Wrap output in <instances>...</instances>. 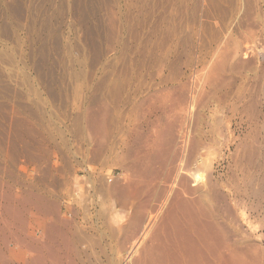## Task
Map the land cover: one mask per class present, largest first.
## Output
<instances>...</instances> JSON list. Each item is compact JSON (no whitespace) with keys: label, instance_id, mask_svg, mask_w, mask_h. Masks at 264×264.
I'll list each match as a JSON object with an SVG mask.
<instances>
[{"label":"rangeland","instance_id":"obj_1","mask_svg":"<svg viewBox=\"0 0 264 264\" xmlns=\"http://www.w3.org/2000/svg\"><path fill=\"white\" fill-rule=\"evenodd\" d=\"M183 1L184 3H182ZM251 1L182 0V4H178L175 0H0V183L2 184H0V202H4L5 193L9 189H14L17 193H20V189L27 187L35 188V190L38 188L41 193L55 191L54 194H56L57 203L60 206H85L87 209L82 213V219H102L107 223L106 238L109 259L107 257L108 260H102V264L104 262L106 264L107 262L108 264H137L138 262V264H146L149 261L146 256L147 249L142 247L151 246L152 238L149 237H153L154 232H159L160 228L162 230L161 222L167 215L173 201L181 193V185L179 184H187L186 186L190 187L194 183L191 178L187 179L192 183L187 182V180L181 181L183 177L181 174L189 166L197 173L198 193L202 195L205 206L210 208L208 211L211 215L214 213L219 228L226 234L229 240L227 242L231 246V253L234 250L235 255L239 258L236 257L235 260H238L235 264H242L241 260L243 257H245L242 260L243 264H264V0ZM218 9L220 10L218 11ZM160 27L162 30L156 38H153L151 31ZM218 32L219 35L217 34ZM154 43L159 44L160 47L153 48L155 46ZM140 48H143V50L141 51ZM145 48H152L155 52L158 49L167 52L165 63L153 65L151 61H154V55L146 58L144 55ZM143 55L148 62H146L147 66L138 68L135 65L144 60ZM215 57H217L216 61L214 60ZM129 66H132L130 68L136 67V70L138 68V72H143L141 74L142 77H140V82H142V85L144 84V87L142 86V95L144 96L142 97L137 96L134 91L137 81L133 80L127 85V80L124 79V74L122 73ZM207 71L210 72L208 73ZM120 72L121 78L118 77ZM204 78L206 81H204ZM100 80H103L102 83L105 86L102 88L100 83L101 88L95 91V97L97 98L91 99V85L95 82L98 83ZM119 80L124 83H120L121 87L118 85ZM220 80L224 82L221 83ZM110 81H112L114 86L110 85L109 88L116 87L113 91L107 88ZM133 83L134 86L132 87ZM179 86L182 88H179ZM118 88L121 90L125 89V93ZM167 90L168 93H171L170 102L175 104L167 101L164 104L166 105L165 108L160 111L161 108L156 105L159 102V97L157 96L158 101L155 104L156 100L154 99L156 97L154 98V96L161 95L162 92H167ZM126 91H131L130 93L132 94ZM171 91H175L176 95ZM151 93L156 94H153L154 96L150 98ZM182 93H184L185 97L188 95V101L193 96V101L197 102L192 111L188 112L185 109L187 107L185 105L183 108L186 112L180 111L185 102L181 103L182 105L178 104V106H175L177 105L178 96ZM116 95L122 98L121 101L118 97V99L115 97ZM148 95L149 98L147 97ZM123 97L127 98L128 101ZM173 97L177 100L173 99ZM137 98H139V101ZM140 99L145 100L143 103L147 102L149 105L145 103L143 106H147L137 109ZM151 99L154 101H151ZM115 100L120 102H115ZM103 101L105 104L108 103L107 107L110 106L108 109L106 107V110L110 109L112 112L106 111L108 134L105 137L107 142L104 140L105 143H103L107 148L106 150L103 149L105 146L102 144L103 148H101L102 146L97 143V138L95 139L91 135L88 125L89 114L87 116V113H90L93 107L95 108L92 111L96 110L95 112H97V108L99 111V104L105 105ZM198 103L201 104V106L199 105L200 108ZM169 105H173L170 106L173 110L175 106L176 111H178L177 107L181 105L178 111L179 114L171 110L172 108H169ZM113 106L115 109L112 108ZM135 107L137 108L134 111L133 108ZM153 107H157L159 110ZM109 112L110 114L108 115ZM114 112H116V116ZM80 115L82 118H80ZM165 116L170 117L165 118ZM177 117L180 118L178 119ZM219 117L220 120H218ZM149 119L151 123L147 121ZM27 120L29 121L27 122ZM78 120L81 121L79 122ZM116 120H119V124ZM113 121L114 125L112 124ZM173 122L177 123V126ZM163 129H166V132ZM172 129L173 131L170 132ZM133 130L134 134L132 133ZM167 130H169L168 134ZM164 132L165 134H163ZM149 133L150 135H148ZM173 133H175L174 136ZM165 136H168V138ZM199 139L201 143L198 142ZM171 140H174V143ZM28 141H30L29 145L31 144L30 146L33 147L32 150H35L31 152L36 154L38 151L37 156L34 154L36 156L34 161L27 157L26 147ZM138 142L139 144L137 145ZM197 142L198 144H196ZM145 143L149 147L153 143L154 145H151V147H155H150L152 151L150 153L153 156L151 157L150 155L148 158L153 159H149L153 162L149 161L153 166H150L152 175L150 174V178L148 176V181L142 179H147V177L137 176L139 171L135 170L136 163L133 158L130 160V158L126 159L125 156H122V154L125 155L124 146L129 145L127 147L130 149L132 147L139 149V147H148ZM156 143L157 145L160 144V146L157 147ZM97 145H100V149ZM110 145L113 146L111 149ZM173 145L176 146L174 147ZM112 150L114 153H112ZM177 153L179 154L176 155ZM157 154L163 156L159 157ZM148 158H145L146 162ZM164 159L168 163L166 160L164 162ZM188 159L192 160L189 161ZM105 161L107 162L106 165ZM186 164H188L186 168H183ZM47 165L50 169H47ZM132 168L138 172L134 173ZM157 169L159 172H157ZM47 173L49 175H46ZM154 173H159V175ZM11 175L12 178H10ZM170 175L175 176L173 178ZM131 176L134 179L133 181H136L135 183L133 182L134 186L131 184L132 181L128 182ZM158 176L162 177L158 178ZM61 180L64 182L62 183ZM117 181L119 182L117 183ZM164 181L165 183H163ZM6 183L9 184L7 185ZM106 183L108 184L106 185ZM166 183L171 184L169 186ZM116 184H119L118 188H115L117 187ZM122 184L129 185L123 186V189L125 187V192L131 186V190L126 192V196V193L122 191L123 189H120ZM116 189L119 191L117 192ZM41 190L44 191L42 192ZM137 190H139L140 194L136 193ZM119 192L121 193L120 195ZM180 195L184 196L183 192ZM148 196L149 198H147ZM73 197L75 198L73 199ZM124 197L125 200L121 199ZM119 199L123 202H119ZM127 199L129 203H124ZM103 203H105V207ZM160 203L162 204L160 205ZM242 203L244 204L242 205ZM140 204H144L145 207L144 205H142L143 208L140 207ZM102 206L105 210H103ZM141 208L144 216L141 213ZM124 211H126L125 214ZM116 213L121 215L123 213L122 216L125 220H122L121 215L119 216L118 214L121 223L114 221L118 219ZM136 213L141 214L138 215ZM151 213L156 214L151 215ZM214 215L212 216L213 218ZM149 216H156L154 223L149 222L151 219ZM162 216H164L163 219ZM245 217L246 219H244ZM131 219L133 221H129ZM229 219L231 220L230 222ZM135 220L140 221L136 225H132ZM159 224L160 226H158ZM144 227L147 230L151 228V230H141ZM136 233L139 234L137 235ZM128 237L131 239H128ZM225 242L220 243L218 249L221 251H218L220 254L222 253L221 256L225 255L226 258L228 253L224 252ZM0 246H2L0 248V254L2 255L0 264H21L19 259H11V244H1ZM220 246L223 248V252ZM131 247L132 249H130ZM135 256L138 259L140 258L139 261L135 260ZM142 256L146 258L144 257V259ZM255 258H257V262ZM223 260L224 258L222 259L224 263Z\"/></svg>","mask_w":264,"mask_h":264},{"label":"bare ground","instance_id":"obj_2","mask_svg":"<svg viewBox=\"0 0 264 264\" xmlns=\"http://www.w3.org/2000/svg\"><path fill=\"white\" fill-rule=\"evenodd\" d=\"M173 1V0H172ZM176 1V3H178V4H180L181 2H182V0H175ZM203 1V0H202ZM251 1V0H250ZM252 3H253V1H251ZM182 3H184V1L182 2ZM181 3V4H182ZM204 3V2H203ZM200 4V3H199ZM207 5V4H206ZM184 6V5H183ZM200 6V5H199ZM218 8V7H217ZM206 10V9H205ZM220 9H218V11H219ZM221 11H222V9H221ZM234 11V10H233ZM181 15V14H180ZM206 15V14H205ZM252 15V14H251ZM160 18V17H159ZM241 18H243V17H241ZM165 19V18H164ZM166 19H168V18H166ZM159 20V19H158ZM157 20V21H158ZM173 20V19H172ZM234 21V20H233ZM165 22V21H164ZM251 22H252V20H251ZM158 23V22H157ZM249 23V22H248ZM252 23H254V22H252ZM178 25V24H177ZM248 25H250V24H248ZM171 26V25H170ZM183 26V25H182ZM254 26V25H253ZM256 27V26H255ZM164 28H165V25H164ZM245 28V27H244ZM167 29H169V28H167ZM170 29H172V28H170ZM221 29H222V27H221ZM248 29V28H247ZM162 29H161V27L158 29H154V31L152 30L151 31V34H152V37L153 38H156L157 36H158V34H159V32L161 31ZM253 30V29H252ZM225 31V30H224ZM255 31V30H254ZM216 32V31H215ZM237 33V32H236ZM218 35H219V32L217 33ZM222 34V33H221ZM169 35V34H168ZM168 37H170V36H168ZM218 37V36H217ZM217 37H215V38H217ZM227 37H229V36H227ZM242 38V37H241ZM247 38H248V36H247ZM251 38H252V36H251ZM254 38V37H253ZM227 39V38H226ZM249 39V38H248ZM228 40V39H227ZM243 40H244V37H243ZM136 41H138L137 39H136ZM229 41V40H228ZM248 41V40H247ZM250 41V40H249ZM144 42V41H143ZM225 42V41H224ZM230 42H231V40H230ZM251 42V41H250ZM229 43V42H228ZM249 43V42H248ZM149 44H151V43H149ZM155 44V43H154ZM163 44V43H162ZM165 44H166V42H165ZM226 44V43H225ZM233 44V43H232ZM228 45V44H227ZM231 45V44H230ZM229 45V46H230ZM248 45H250V44H248ZM255 45V44H254ZM146 46V45H145ZM165 46V45H164ZM226 46V45H225ZM160 47V45L159 44H155V46L153 47V48H159ZM249 47V46H248ZM253 47V46H252ZM221 48V47H220ZM230 48V47H229ZM146 49V48H145ZM163 49H164V47H163ZM222 49H223V47H222ZM253 49V48H252ZM140 50L142 51L143 50V48L141 49L140 48ZM140 50H138V51H140ZM207 50V49H206ZM136 51H137V49H136ZM225 51H226V48H225ZM244 51V50H243ZM248 51V50H247ZM156 52H158V54H156ZM154 51V49H152V48H147L146 50H145V52H144V55H145V57L146 58H148L149 56H152V55H154V61H151V63L153 64V65H155L156 63L158 64V63H163L166 59H167V52H165L164 50H161V49H158V51ZM201 52V51H200ZM230 52V51H229ZM250 52V51H249ZM253 52V51H252ZM141 53V52H140ZM224 53V52H223ZM222 53V54H223ZM170 54V53H169ZM139 55V54H138ZM141 55V54H140ZM144 55H143V57H144ZM226 55H227V53H226ZM231 55V54H230ZM169 56V55H168ZM140 57H142V56H140ZM145 57H144V60H145ZM151 58V57H150ZM217 57H215L214 58V60L216 59ZM219 58V57H218ZM220 58H221V55H220ZM142 59V58H141ZM140 59V60H141ZM228 59V58H227ZM241 59V58H240ZM254 59V58H253ZM138 60V59H137ZM139 60V61H140ZM141 61V62H139L138 64L136 63V62H134V63H136V65L135 66H137L138 68L139 67H141V68H144V67H146L147 66V61L145 60V61ZM217 60V59H216ZM215 60V61H216ZM221 60V59H220ZM211 61V60H210ZM147 62V63H146ZM165 63V62H164ZM217 63H218V61H217ZM216 63V64H217ZM242 63V62H241ZM248 63H249V61H248ZM215 64V65H216ZM219 65H220V63H218ZM217 64V65H218ZM239 64V63H238ZM164 65V64H163ZM209 65V64H208ZM214 65V64H213ZM216 65V66H217ZM218 65V66H219ZM237 65V64H236ZM241 65V64H240ZM152 66V65H151ZM158 66V65H157ZM156 66V67H157ZM206 66V65H205ZM249 66V65H248ZM130 67H132V66H129L128 68H127V70L125 71V72H123L122 74H124V79H126L127 80V85H128V83H131L133 80H136L137 81V85L135 86V88H134V91L137 93V96L139 95L140 97H142V96H144V95H142V86L144 87V84L142 85V82H140V77H142V73L143 72H138L137 70H138V68H137V70H136V67L135 68H130ZM213 67V66H212ZM222 68H223V66H221ZM221 67H219V68H221ZM236 67V66H235ZM162 68H163V66H162ZM204 68V67H203ZM207 68V67H206ZM206 68H205V70H206ZM215 68V67H214ZM151 69V68H150ZM237 69H238V66H237ZM140 70H142V69H140ZM222 71H223V69H221ZM236 70V69H235ZM160 71V70H159ZM200 71V70H199ZM203 71V70H202ZM214 71H215V69H214ZM112 72V71H111ZM110 72V73H111ZM115 72H117V71H115ZM114 72V73H115ZM119 72V71H118ZM208 72V71H207ZM206 72V73H207ZM210 72V71H209ZM208 72V73H209ZM113 73V74H114ZM157 73V72H156ZM203 73H205V72H203ZM207 73V74H208ZM217 73V72H216ZM159 74V73H158ZM201 74V73H200ZM212 74H213V72H212ZM215 74V73H214ZM111 75V74H110ZM116 75V74H115ZM195 75V74H194ZM206 75V74H205ZM210 75H211V73H210ZM144 76V75H143ZM196 76V75H195ZM198 76H199V74H198ZM217 76V75H216ZM105 77V76H104ZM107 77V76H106ZM116 77V76H115ZM118 77H120L121 78V72H120V75H118ZM153 77V76H152ZM206 77V76H205ZM211 77V76H210ZM90 78V77H89ZM109 78V77H108ZM107 78V79H108ZM119 78V79H120ZM203 78V77H202ZM105 79V78H104ZM177 79V78H176ZM207 79V78H206ZM211 79H213L212 77H211ZM217 79V78H216ZM221 79V78H220ZM109 80V79H108ZM113 80V79H112ZM169 80V79H168ZM191 80V79H190ZM198 80V79H197ZM214 80V79H213ZM221 80H223V79H221ZM221 80H220V82H221ZM101 81V82H100ZM98 83H93V85H91V88H90V90H91V92H92V95H91V99L93 98L94 99V97H95V91L97 90V89H99V88H101V85H102V88L105 86V84H103L102 83V81L103 80H100ZM120 82H119V87H121L120 86V83L122 82L121 80H119ZM199 81V80H198ZM198 81H196L197 83H198ZM204 81H206L205 80V78H204ZM208 81H209V79H208ZM211 81V80H210ZM215 81V80H214ZM213 81V82H214ZM90 82V81H89ZM125 82V81H124ZM191 82V81H190ZM222 82H224V81H222ZM221 82V83H222ZM100 83H101V85H100ZM123 83V82H122ZM143 83H144V81H143ZM151 83V82H150ZM187 83V82H186ZM219 82H217V84H218ZM116 84V85H117ZM124 84V83H123ZM122 84V85H123ZM190 84V83H189ZM192 84V83H191ZM200 84V83H199ZM205 84V83H204ZM110 85H112V81H110L109 82V85L107 86V88H108V90H112L113 91V89H115V88H109L110 87ZM115 85V86H116ZM157 85V84H156ZM198 85V84H197ZM203 85V84H202ZM218 85H220V84H218ZM112 86H114V85H112ZM134 86V83H133V85H132V87ZM192 86V85H191ZM123 87V86H122ZM124 87H125V85H124ZM147 87H149L148 85H147ZM188 87V86H187ZM187 87H185V88H187ZM236 87V86H235ZM174 88H176V87H174ZM179 88H182L181 86H179ZM185 88H183V89H185ZM194 88H196V87H194ZM118 89H120V88H118ZM118 89H117V91H118ZM124 89V88H123ZM128 89V88H127ZM145 89H146V86H145ZM144 89V90H145ZM150 89V88H149ZM153 89V88H152ZM189 89V88H188ZM121 90V89H120ZM119 90V91H120ZM156 90V89H155ZM154 90V91H155ZM158 90V89H157ZM173 90V89H172ZM187 90V89H186ZM194 90V89H193ZM192 90V91H193ZM201 90V89H200ZM203 90V89H202ZM121 91H124V93H125V89L124 90H121ZM121 91L119 92L120 94H121ZM132 91V90H131ZM130 91V92H131ZM146 91V90H145ZM162 91V90H161ZM185 91V90H184ZM192 91H191V93H192ZM98 92V91H97ZM126 92H129V91H126ZM129 92V93H130ZM148 92H149V90H148ZM151 92V91H150ZM160 92V91H159ZM171 92H173V91H171ZM178 92V91H177ZM189 92V91H188ZM187 92V93H188ZM201 92V91H200ZM199 92V93H200ZM204 92H205V90H204ZM115 93L117 94V92L115 91ZM115 93H114V95H115ZM144 93V92H143ZM146 93H147V91H146ZM174 94H175V91L173 92ZM190 93V94H191ZM196 93V92H195ZM113 94V93H112ZM119 94V95H120ZM130 94H132V93H130ZM135 94V93H134ZM148 94V93H147ZM146 94V95H147ZM154 94V93H153ZM152 93H151V96H150V98H152V96H154ZM170 94L171 93H168V90H167V92L165 91V92H162L161 93V95L159 94V95H156V96H154V98L156 97V99H154V100H156V102H155V104L157 103V96L159 97L158 99H159V102H158V104H156V105H158L157 107H160L161 108V110L160 111H162L164 108H165V106L166 105H164V104H166V102L168 101V102H170ZM184 93H182V94H180L181 95V98H180V95L178 96V100L177 99H175L176 98V96H175V98L173 97V99H175V100H177V105H175V106H178V104H183L184 102V104H183V106H182V108L180 109L179 107H177V109H178V111H179V109H180V111H185L184 110V105L185 106H187V107H185V109L186 110H188V112L189 111H192L193 110V108L196 106V104H197V102H195V101H193L194 100V98H193V96H191V99H189V101H188V99H187V96L189 95V93H188V95L185 97L184 95H183ZM186 94V93H185ZM206 94V93H205ZM226 94V93H225ZM109 95V94H108ZM118 95V94H117ZM115 96L116 98L118 97V96ZM173 95V94H172ZM171 95V96H172ZM176 95V94H175ZM184 97H183V96ZM195 95V94H194ZM200 95V94H199ZM199 95H197V96H199ZM204 95V94H203ZM125 96V95H124ZM133 96H135V95H133ZM136 96V97H137ZM174 96V95H173ZM201 96V95H200ZM121 97V96H120ZM136 97H135V100H136ZM148 98H149V95L147 96ZM147 97H145V98H147ZM183 97V98H182ZM97 97H95V99H96ZM110 98V97H109ZM119 98V97H118ZM117 98V99H118ZM124 98V97H123ZM127 98H128V96H127ZM127 98H124V99H126L127 100ZM172 98V97H171ZM180 98V99H179ZM207 98V97H206ZM260 98V97H259ZM102 99V98H101ZM121 99L122 98H119V100L121 101ZM153 99H151V101L153 100ZM198 99H200V98H198ZM217 99V98H216ZM119 100H115V102H120ZM130 100H131V98H130ZM137 100L139 101V98H137ZM141 100V99H140ZM147 100V99H146ZM153 100V101H154ZM188 101V105L186 104L187 103V101ZM203 100L205 101V99H204V97H203ZM97 101V100H96ZM128 101V100H127ZM127 101H125L126 103H127ZM145 100H141L140 101V103H139V105H137L138 106V108L137 107H135V108H133L134 109V111L136 110V108L137 109H140L142 106H143V104H147V105H149L147 102H145V103H143ZM174 101V100H173ZM199 101V100H198ZM92 102V101H91ZM102 102V101H101ZM100 102V103H101ZM135 102V101H134ZM133 102V103H134ZM148 102H150V101H148ZM176 102V101H175ZM203 102V101H202ZM202 102H200V103H202ZM211 102V101H210ZM103 103L105 104V102L103 101ZM171 103V102H170ZM200 103H198V107H199V105L201 106V104ZM95 104H96V102H95ZM99 104V103H98ZM108 104V103H107ZM107 104H105V105H102V104H99L100 105V110L98 111V106L96 107L97 108V112H95V111H92V110H94V108L95 107H93V109L91 108L92 107V105H90L91 107H88L89 109H92L91 110V112L90 113H87V116H88V114H89V130H90V133H91V135L92 136H94L95 137V139L97 138V143L98 144H100L101 146H102V144L103 143H105L104 142V140H105V137H106V134H108L107 133V121H106V115H107V113H106V111H110V109L109 110H106V107H107ZM110 104V103H109ZM116 104H120V103H116ZM125 104V103H124ZM154 104V103H153ZM154 104V105H155ZM169 104V103H168ZM171 104H175L174 102L173 103H171ZM114 105V104H113ZM120 105H122V104H120ZM132 105H134V104H132ZM147 105H145V106H147ZM151 105H152V102H151ZM155 105V106H156ZM96 106V105H95ZM136 106V105H135ZM145 106H143V107H145ZM153 106V105H152ZM151 106V107H152ZM170 106H173V105H169V108H172V107H170ZM174 106V110H173V108L171 109V110H173V111H175V113H177L178 111H176V107ZM108 107H110V106H108ZM108 107H107V109H108ZM116 107H118L117 105H116ZM149 107V106H148ZM147 107V108H148ZM157 107H155L156 108V110H159ZM113 109H115L114 108V106L112 107ZM119 108V107H118ZM154 108V107H153ZM154 108V109H155ZM167 108V107H166ZM188 108V109H187ZM200 108V107H199ZM214 108V107H213ZM224 108V107H223ZM258 108V107H257ZM88 109V110H89ZM131 109V108H130ZM153 109V110H154ZM183 109V110H182ZM112 110V109H111ZM148 110V109H147ZM90 111V110H89ZM131 111H133V110H131ZM138 111V110H137ZM141 111V110H140ZM149 111V110H148ZM152 111V110H151ZM16 112V111H15ZM111 112V111H110ZM110 112L108 113V115L110 114ZM144 112V111H143ZM146 112V111H145ZM152 112H154V111H152ZM167 112V111H166ZM165 112V113H166ZM169 112V111H168ZM186 112V111H185ZM196 112V111H195ZM217 112H218V110H217ZM17 113V112H16ZM79 113V112H78ZM112 113V112H111ZM116 112H114V114H115ZM117 113H118V111H117ZM120 113V112H119ZM212 113V112H211ZM77 114V113H76ZM86 114V113H85ZM132 114H134V113H132ZM142 114V113H141ZM158 114V113H157ZM178 114H179V112H178ZM191 114V113H190ZM195 115H196V113H194ZM82 115V114H81ZM80 115V116H81ZM112 115V114H111ZM143 115H145V114H143ZM153 115H155V114H153ZM170 115V114H169ZM173 115H174V113H173ZM172 115V116H173ZM186 115V114H185ZM72 116V115H71ZM114 116V115H113ZM115 116H116V114H115ZM114 116V117H115ZM141 116V115H140ZM146 116V115H145ZM171 116V115H170ZM170 116H165V118L166 117H170ZM177 116V115H176ZM182 116V115H181ZM229 116V115H228ZM85 117V116H84ZM111 117V116H110ZM109 117V118H110ZM125 117V116H124ZM147 117V116H146ZM155 117V116H154ZM163 117V116H162ZM189 117H190V115H189ZM204 117V116H203ZM221 117V116H220ZM220 117H219V119L218 120H220ZM30 118V117H29ZM80 118H82V116L80 117ZM143 118H144V116H143ZM178 118V117H177ZM177 118H175V119H177ZM180 118V117H179ZM178 118V119H179ZM197 118V117H196ZM218 118V117H217ZM116 119V118H115ZM125 119V118H124ZM142 119V118H141ZM154 119V118H153ZM158 119V118H157ZM195 119V118H194ZM113 120V119H112ZM182 120V119H181ZM197 120H198V118H197ZM196 120V121H197ZM29 120H27V122H28ZM41 121V120H40ZM79 121V120H78ZM81 121V120H80ZM79 121V122H80ZM87 121H88V119H87ZM110 121H111V119H110ZM116 121H118V124H119V120H116ZM125 121V120H124ZM147 121H150V119L149 120H147ZM179 121V120H178ZM182 121H184V120H182ZM181 121V122H182ZM186 121V120H185ZM204 121V120H203ZM222 121V120H221ZM220 121V122H221ZM77 122V121H76ZM108 122H109V120H108ZM191 122V121H190ZM219 122V121H218ZM114 123V121L112 122V124ZM150 123H151V121H150ZM174 123V122H173ZM111 124V125H112ZM146 124V123H145ZM161 124V123H160ZM175 124V123H174ZM195 124H196V122H195ZM31 125V124H30ZM108 125H109V123H108ZM114 125V124H113ZM115 125H116V123H115ZM149 125V124H148ZM153 125V124H152ZM155 125V124H154ZM169 125V124H168ZM176 126H177V123L175 124ZM73 126H74V124H73ZM81 126V125H80ZM157 126V125H156ZM155 126V127H156ZM159 126V125H158ZM180 126H181V124H180ZM203 126V125H202ZM205 126V125H204ZM217 126H218V124H217ZM223 126V125H222ZM26 127V126H25ZM82 127V126H81ZM109 127H110V125H109ZM109 127H108V129H109ZM112 127V126H111ZM114 127V126H113ZM28 128V127H27ZM83 128V127H82ZM116 128V127H115ZM136 128H138V127H136ZM135 128V129H136ZM152 128V127H151ZM167 128V127H166ZM169 128H171V127H169ZM184 128V127H183ZM33 129V128H32ZM73 129V128H72ZM112 129V128H111ZM117 129V128H116ZM180 129V128H179ZM181 129H182V127H181ZM82 130V129H81ZM164 130V129H163ZM191 130V129H190ZM30 131V130H29ZM28 131V132H29ZM112 131V130H111ZM111 131H109V132H111ZM162 131V130H161ZM165 132H166V129L164 130ZM171 131H173V129L172 130H170V132ZM178 131V130H177ZM194 131V130H193ZM223 131V130H222ZM165 132L163 133V134H165ZM168 132H169V130H167V134H168ZM175 132V131H174ZM79 133V132H78ZM77 133V134H78ZM112 133V132H111ZM133 134H134V130H133V132H132ZM137 133V132H136ZM157 133V132H156ZM28 134H30V133H28ZM138 134V133H137ZM141 134H143V133H141ZM161 134V133H160ZM174 134L175 133H173V136H174ZM35 135V134H34ZM38 135V134H37ZM41 135V134H40ZM39 135V136H40ZM148 135H150V133L148 134ZM147 135V136H148ZM158 135V134H157ZM182 135H183V133H182ZM181 135V136H182ZM218 135V134H217ZM27 136H29V135H27ZM43 136V135H42ZM78 136V135H77ZM109 136V135H108ZM107 136V137H108ZM128 136V135H127ZM131 136V135H130ZM136 136V135H135ZM143 136V135H142ZM145 136V135H144ZM163 136V135H162ZM169 136H171V135H169ZM177 136V135H176ZM192 136V135H191ZM32 137V136H31ZM93 137V138H94ZM126 137V136H125ZM124 137V138H125ZM141 137V136H140ZM155 137V136H154ZM153 137V138H154ZM165 137H167L168 138V136H165ZM29 138H30V136H29ZM43 138V137H42ZM145 138V137H144ZM143 138V139H144ZM155 138H157V137H155ZM159 138V137H158ZM161 138V137H160ZM174 138V137H173ZM183 138V137H182ZM202 138V137H201ZM53 139V138H52ZM141 139V138H140ZM169 139H170V137H169ZM176 139V138H175ZM191 139H192V137H191ZM198 139V138H197ZM210 139V138H209ZM30 140V139H29ZM94 140V139H93ZM145 140V139H144ZM144 140H142L143 142H144ZM147 140H148V138H147ZM152 140H155V139H152ZM158 140V139H157ZM161 141H162V139H160ZM164 140V139H163ZM182 140V139H181ZM195 140V139H194ZM26 141V140H25ZM32 141V140H31ZM47 141V140H46ZM106 141V140H105ZM172 141V140H171ZM174 141V140H173ZM172 141V142H173ZM191 141V140H190ZM197 141V140H196ZM195 141V142H196ZM29 142L30 141H28V145H27V147H26V152H27V157H28V159H30V160H35V158H36V154H37V152H36V154L35 153H33L35 150L33 149L32 150V146H30L29 145ZM48 142V141H47ZM53 142H54V140H53ZM95 142V141H94ZM107 142V141H106ZM155 142V141H154ZM153 142V143H154ZM157 142V141H156ZM160 142V141H159ZM165 142H167V140H165ZM170 142V141H169ZM181 142V141H180ZM198 142L199 143H201V141H200V139L198 140ZM198 142L196 143V144H198ZM14 143V142H13ZM25 143V142H24ZM96 143V142H95ZM136 143V142H135ZM153 143H151L150 144V147H151V145H154ZM162 143V142H161ZM174 143V142H173ZM191 143V142H190ZM194 143V142H193ZM23 144V143H22ZM34 144V143H33ZM36 144H37V142H36ZM42 144V143H41ZM65 144V143H64ZM107 144V143H106ZM109 144V143H108ZM139 144V142L137 143V145ZM146 145H147V143H145ZM171 144V143H170ZM219 144V143H218ZM14 145V144H13ZM84 145V144H83ZM99 145V146H100ZM104 145V144H103ZM113 145V144H112ZM112 145H110V146H107V147H110V149L113 147ZM120 145V144H119ZM126 145V144H125ZM156 145H157V143H156ZM162 145V144H161ZM167 145H168V143H167ZM178 145V144H177ZM192 145V144H191ZM194 145V144H193ZM12 146V145H11ZM25 146V145H24ZM34 146V145H33ZM57 146V145H56ZM78 146V145H77ZM96 146V145H95ZM98 146V145H97ZM99 146H98V148H99ZM105 146V145H104ZM115 146V145H114ZM127 146H129V145H127ZM127 146H124L125 147V155H123L122 154V156L124 157L125 156V158L126 159H128V158H130V160L133 158L134 159V161H135V163H136V165H135V170H138V171H135L133 168V171H134V173L136 172H138V174H137V176L139 175V177H147V179L146 178H142L143 180H149V178H150V174L152 175V173H150V172H152L151 171V169H150V166H153L150 162H152V161H150L149 159H151V158H148L150 155H151V157L153 156L150 152H152L151 150H150V147L148 146V147H139V149H137V148H135L134 149V147H132L131 149L129 148V147H127ZM160 146V144L159 145H157V147H159ZM166 146V145H165ZM174 146V145H173ZM173 146H172V148H173ZM176 146V145H175ZM174 146V147H175ZM190 146V145H189ZM209 146V145H208ZM2 147V146H1ZM10 147V146H9ZM40 147V146H39ZM67 147V146H66ZM69 147V146H68ZM179 147V146H178ZM193 147V146H192ZM197 147V146H196ZM207 147V146H206ZM220 147V146H219ZM79 148V147H78ZM97 148V149H98ZM101 148H103V146L101 147ZM117 148V147H116ZM151 148H155V147H151ZM177 148V147H176ZM180 148V147H179ZM210 148V147H209ZM37 149V148H36ZM42 149V148H41ZM47 149V148H46ZM49 149V148H48ZM47 149V150H48ZM83 149H85V148H83ZM82 149V150H83ZM96 149V148H95ZM94 149V150H95ZM100 149V148H99ZM104 150H106L107 148H106V146H105V148H103ZM119 149H120V147H119ZM137 149V150H136ZM174 149V148H173ZM206 149V148H205ZM211 149H212V147H211ZM210 149V150H211ZM11 150H12V148H11ZM43 150H44V148H43ZM50 150V149H49ZM59 150H61V149H59ZM78 150V149H77ZM157 150V149H156ZM165 150V149H164ZM167 150H168V148H167ZM167 150H165L167 153H168V151ZM180 150V149H179ZM189 150H191V149H189ZM188 150V151H189ZM18 151V150H17ZM31 151H33V152H31ZM40 151V150H39ZM46 151V150H45ZM63 151V150H62ZM61 151V152H62ZM74 151V150H73ZM98 151H101V150H98ZM113 151V150H112ZM114 151H116L115 149H114ZM114 151L112 152V153H114ZM155 151V150H154ZM161 151V150H160ZM180 151H183V150H180ZM206 151H208V150H206ZM19 152H20V150H19ZM25 152V153H26ZM52 152V151H51ZM50 152V153H51ZM93 152V151H92ZM124 152V151H123ZM163 152V151H162ZM165 152V153H166ZM172 152V151H171ZM179 152V151H178ZM192 152V151H191ZM212 152V151H211ZM12 153V152H11ZM97 153V152H96ZM99 153V152H98ZM102 153H103V151H102ZM117 153H118V151H117ZM159 153V152H158ZM193 153V152H192ZM14 154V153H13ZM15 154H17V153H15ZM36 156H35V155ZM49 154V153H48ZM65 154V153H64ZM91 154H93V153H91ZM179 153H177L176 155H178ZM205 154V153H204ZM203 154V155H204ZM11 155V154H10ZM51 155V154H50ZM118 155V154H117ZM158 156H159V154H157ZM175 155V156H176ZM185 155V154H184ZM190 155V154H189ZM193 155V154H192ZM202 155V154H201ZM52 156V155H51ZM66 156V155H65ZM64 156V157H65ZM69 156V155H68ZM94 156V155H93ZM96 156V155H95ZM155 156H156V154H155ZM154 156V157H155ZM161 156H163V155H161ZM161 156H159V157H161ZM213 156V155H212ZM12 157V156H11ZM13 157H14V155H13ZM46 157H47V155H46ZM48 157H50V156H48ZM111 157V156H110ZM118 157V156H117ZM201 157V156H200ZM210 157V156H209ZM70 158V157H69ZM97 158V157H96ZM122 158V157H121ZM124 158V159H125ZM145 158L147 159L148 158V161L146 162V160H145ZM179 158V157H178ZM187 158V157H186ZM188 158H190V157H188ZM192 158V157H191ZM16 159V158H15ZM37 159H39V158H37ZM36 159V160H37ZM98 159V158H97ZM157 159V158H156ZM68 160V159H67ZM79 160V159H78ZM107 160V159H106ZM121 160V159H120ZM144 160H145V162H144ZM151 160H153V159H151ZM162 160H163V157H162ZM165 160L166 159H164V162H165ZM171 160V159H170ZM177 160V159H176ZM184 160V159H183ZM189 161L190 160H192V159H188ZM14 161V160H13ZM32 161V162H33ZM40 161V160H39ZM45 161V160H44ZM62 161H63V159H62ZM69 161V160H68ZM93 161V160H92ZM91 161V162H92ZM126 162L128 161V160H125ZM125 161H123V162H125ZM150 161V162H149ZM157 161V160H156ZM167 161V160H166ZM173 161H175V160H173ZM172 161V162H173ZM178 161V160H177ZM187 161V160H186ZM207 161H209V160H207ZM16 162V161H15ZM31 162V163H32ZM64 162H65V159H64ZM96 162V161H95ZM115 162V161H114ZM129 162V161H128ZM172 162H170V164H172ZM176 162V161H175ZM179 162V161H178ZM183 162V161H182ZM197 162V161H196ZM195 162V163H196ZM201 162V161H200ZM204 162V161H203ZM214 162V161H213ZM70 163H72V162H70ZM70 163H69V165H70ZM106 161H105V165H106ZM119 163V162H118ZM153 163V162H152ZM157 163H158V161H157ZM167 163H168V161H167ZM35 164V163H34ZM38 164H41V163H38ZM46 164V163H45ZM49 164V163H48ZM68 164V163H67ZM97 164V163H96ZM125 164V163H124ZM132 164V163H131ZM155 164V163H154ZM169 164V165H170ZM199 164V163H198ZM114 165V164H113ZM160 165H162L161 163H160ZM168 165V164H167ZM173 165V164H172ZM188 164H186V165H184L185 167H183V168H186V166H187ZM203 165V164H202ZM61 166V165H60ZM166 166V165H165ZM171 166V165H170ZM169 166V167H170ZM175 166H176V163H175ZM181 166H182V164H181ZM11 167V166H10ZM37 167V166H36ZM41 167H42V165H41ZM47 169H50L49 168V166L47 165ZM51 167V166H50ZM71 167H73V166H71ZM70 167V168H71ZM121 167V166H120ZM126 167V166H125ZM124 167V168H125ZM129 167H131V166H129ZM132 167H133V165H132ZM162 167V166H161ZM163 167H164V165H163ZM258 167V166H257ZM61 168V167H60ZM156 168V167H155ZM165 168V167H164ZM174 168V167H173ZM203 168V167H202ZM68 169V168H67ZM74 169V168H73ZM96 169V168H95ZM154 169V168H153ZM171 169H172V167H171ZM179 169V168H178ZM8 170V169H7ZM17 170V169H16ZM52 170H54V169H52ZM155 170V169H154ZM163 170V169H162ZM174 170V169H173ZM185 170V169H184ZM130 171V170H129ZM156 171V170H155ZM164 171V170H163ZM176 171V170H175ZM213 171V170H212ZM46 172H48L47 170H46ZM61 172H63V171H61ZM100 172V171H99ZM132 172V171H131ZM157 172H159V170L157 169ZM179 172H180V170H179ZM3 173V172H2ZM6 173H7V171H6ZM9 173V172H8ZM42 173V172H41ZM50 173V172H49ZM102 173V172H101ZM176 173V172H175ZM181 173V172H180ZM53 174V173H52ZM61 174V173H60ZM69 174V173H68ZM94 175H95V173H93ZM122 174V173H121ZM154 174H158L159 175V173H154ZM172 174V173H171ZM174 174V173H173ZM7 175V174H6ZM14 175V174H13ZM36 175V174H35ZM46 175H49L48 173L46 174ZM55 175V174H54ZM101 175V174H100ZM167 175V174H166ZM181 175H183V177H182V179H181V181L182 182H184L185 180H187V182H189L188 181V179L187 178H191L192 180H194V183L192 184V186H190V187H188V186H186L185 184H179V185H181V187H180V192L182 193L183 192V194H184V196H181L180 194H179V196H177V198L173 201V204H171V207L169 208V211H168V213H167V215H165V217L164 216H162V219H163V217H164V219H163V221L161 222L162 224V230H161V228H160V231L159 232H154V234H153V237H149V238H152L151 240H152V243H151V246H143L142 248L143 249H147V251H146V253H147V257L149 258H147L149 261H148V263H146V264H171V263H177V264H232V263H234L235 264V262H237V260L239 259L236 255H235V253H234V250H233V253H234V255H233V253H231V246H230V244H229V242H227V241H229L228 239H227V236H226V234L224 233V231L223 230H221L220 228H219V225H218V222L216 221V219H215V215H214V213H212L213 215H214V218L212 217L213 215H211L210 214V212L208 211V210H210V208L208 209L206 206H205V204H204V202H203V197H202V195L201 194H199L198 193V191H199V183L196 181V179H197V173L194 171V170H192L191 168H189V166L186 168V170H185V172H183V174H181ZM205 175V174H204ZM16 176V175H15ZM72 176V175H71ZM99 176V175H98ZM123 176H125V175H123ZM133 176V175H132ZM132 176H131V178L128 180V182L129 181H132V183L131 184H133V186L135 185L134 183L136 182H134L133 180L134 179H132ZM136 176V177H137ZM148 176H149V178H148ZM163 176V175H162ZM161 176V177H162ZM174 176L175 175H170V177H173L174 178ZM45 177V176H44ZM47 177V176H46ZM50 177V176H49ZM57 177V176H56ZM61 177H62V175H61ZM108 177H109V175H108ZM111 177V176H110ZM126 177H129V176H126ZM138 177V178H139ZM161 177H159L158 176V178H161ZM10 178H12V175H11V177ZM41 178V177H40ZM100 178V177H99ZM103 178H104V176H103ZM125 178V177H124ZM123 178V179H124ZM135 178V177H134ZM7 179V178H6ZM17 179V178H16ZM54 179V178H53ZM87 179V178H86ZM105 179V178H104ZM155 179V178H154ZM176 179V178H175ZM13 180V179H12ZM44 180V179H43ZM47 180V179H46ZM101 180H103V179H101ZM101 180H99V181H101ZM135 180H138V179H135ZM141 180V179H140ZM139 180V181H140ZM156 180V179H155ZM184 180V181H183ZM21 181H22V179H21ZM56 181V180H55ZM62 181V180H61ZM65 181H67V180H65ZM84 181V180H83ZM105 181V180H104ZM124 181H125V179H124ZM168 181H170V180H168ZM173 181V180H172ZM20 182V181H19ZM30 182H32V181H30ZM64 181H62V183H63ZM77 182V181H76ZM82 182V181H81ZM87 182V181H86ZM101 182H103V181H101ZM111 182V181H110ZM119 181H117V183H118ZM126 182V181H125ZM134 182V183H133ZM138 182V181H137ZM150 182V181H149ZM151 182H153V181H151ZM4 183V182H3ZM16 183H18V182H16ZM34 183V182H33ZM32 183V184H33ZM47 183V182H46ZM84 183V182H83ZM109 183V182H108ZM108 183H106V185L108 184ZM127 183V182H126ZM158 183V182H157ZM163 183H165V181L163 182ZM177 183V182H176ZM186 183V182H185ZM189 183H192V182H189ZM1 184V183H0ZM7 184V183H6ZM9 184V183H8ZM7 184V185H8ZM41 184H43V183H41ZM48 184V183H47ZM66 184V183H65ZM101 184V183H100ZM129 185H131L130 183H128ZM128 184H124L125 185V187L128 185ZM146 184V183H145ZM160 184V183H159ZM166 184H168V183H166ZM171 184V183H170ZM170 184H168L169 186H170ZM175 184V183H174ZM2 185V184H1ZM28 185H29V183H28ZM81 185V184H80ZM85 185H86V183H85ZM111 185V184H110ZM113 185H114V183H113ZM117 185V184H116ZM119 185V184H118ZM118 185H117V187H115V188H118ZM123 184H122V188H120L121 190L123 189V186H124ZM128 185V186H129ZM147 185V184H146ZM162 185V184H161ZM177 185H178V183H177ZM209 185V184H208ZM12 186V185H11ZM25 186V185H24ZM31 186V185H30ZM33 186V185H32ZM48 186H49V184H48ZM51 186V185H50ZM82 186H83V184H82ZM100 186V185H99ZM102 186V185H101ZM132 186V185H131ZM130 186V187H131ZM132 186V187H133ZM137 186V185H136ZM145 186V185H144ZM144 186H143V189H144ZM157 186V185H156ZM159 186V185H158ZM34 187H35V185H34ZM37 187H39V186H37ZM46 187V186H45ZM52 187V186H51ZM60 187V186H59ZM125 187H124V189H125ZM130 187H129V189H127L126 190V192L127 191H130L131 189H130ZM166 187V186H165ZM28 188V187H27ZM53 188V187H52ZM62 188H63V185H62ZM62 188H60V189H62ZM73 188V187H72ZM87 188V187H86ZM85 188V189H86ZM134 188V187H133ZM140 188V187H139ZM162 188V187H161ZM167 188V187H166ZM29 189V188H28ZM32 189V188H31ZM35 189V188H34ZM45 189H48V188H45ZM49 189H51L50 187H49ZM122 190L123 192H125V190ZM138 189V188H137ZM147 189V188H146ZM153 189V188H152ZM177 189V188H176ZM25 190H26V188H25ZM33 190V189H32ZM37 190H38V188H37ZM82 190V189H81ZM101 190V189H100ZM115 190V189H114ZM133 190V189H132ZM136 190V189H135ZM140 190V189H139ZM139 190H137V192L136 193H138V194H140L139 193ZM163 190H164V187H163ZM165 190H167V189H165ZM173 190V189H172ZM178 190V189H177ZM4 191V190H3ZM7 191V190H6ZM20 191H21V189H20ZM22 191H23V189H22ZM21 191V192H22ZM42 191V190H41ZM44 191V190H43ZM42 191V192H43ZM48 191V190H47ZM51 191V190H50ZM72 191V190H71ZM116 191H117V189H116ZM119 191V190H118ZM117 191V192H118ZM122 191H120V192H122ZM134 191V190H133ZM133 191H132V193H133ZM141 191V190H140ZM17 192V191H16ZM27 192V191H26ZM29 192V191H28ZM49 192V191H48ZM55 191H53V193H54ZM57 192V191H56ZM69 192H70V190H69ZM68 192V193H69ZM88 192V191H87ZM119 192V195L121 194ZM122 192V193H123ZM125 192V193H126ZM142 192V191H141ZM220 192V191H219ZM5 193V192H4ZM23 193V192H22ZM40 193V192H39ZM43 193H45V192H43ZM53 193H52V195H53ZM102 193V192H101ZM124 193V194H125ZM135 193V194H136ZM162 193V192H161ZM31 194H32V192H31ZM34 195H35V193H33ZM33 194L32 195H30V196H33ZM50 194V193H49ZM214 194V193H213ZM223 194V193H222ZM11 195V194H10ZM24 195V194H23ZM23 195L21 196L22 197V199H23ZM28 195V194H27ZM37 195H38V193H37ZM41 195V194H40ZM51 195V194H50ZM56 195V194H55ZM59 195V194H58ZM83 195V194H82ZM81 195V196H82ZM127 195V193L125 194V196ZM160 195V194H159ZM13 196V195H12ZM30 196H28L29 197V201H31L30 200ZM36 196V195H35ZM42 196V195H41ZM67 196V195H66ZM72 196V195H71ZM76 196V195H75ZM101 196V195H100ZM122 196H123V194H122ZM129 196V195H128ZM142 196V195H141ZM166 196V195H165ZM7 197V195L5 196V198ZM20 197V198H21ZM38 197H39V195H38ZM43 197V196H42ZM48 197V196H47ZM47 197H43L44 198V200H45V198H47ZM60 197V196H59ZM119 197V196H118ZM138 197V196H137ZM139 197H140V195H139ZM168 197V196H167ZM170 197V196H169ZM216 197V196H215ZM4 198V199H5ZM12 198V197H11ZM36 198V197H35ZM43 198L41 199V197H39V198H36V200L38 199H41V200H43ZM75 197H73V199H74ZM81 198V197H80ZM106 198V197H105ZM120 198V197H119ZM128 198V197H127ZM145 198V197H144ZM147 198H149V196L147 197ZM165 198V197H164ZM222 198V197H221ZM21 199V200H22ZM25 199V198H24ZM82 199V198H81ZM88 199V198H87ZM104 199V198H103ZM121 199H123V200H125V197L124 198H121ZM166 199V198H165ZM20 200V199H19ZM26 201H27V199H25ZM25 200H23V202L25 201ZM35 200V201H36ZM40 200V201H41ZM47 200H48V198H47ZM54 200V199H53ZM61 200V199H60ZM11 201V200H10ZM16 201H17V199H16ZM25 201V202H26ZM50 201V203H51V199L49 200ZM48 201V202H49ZM75 201V200H74ZM77 201V200H76ZM88 201V200H87ZM104 201V200H103ZM102 201V202H103ZM114 201V200H113ZM120 201H122V200H120L119 199V202ZM130 201V200H129ZM141 201V200H140ZM155 201H157V200H155ZM165 201H167V200H165ZM47 202V201H46ZM45 202V203H46ZM57 202H58V200H57ZM57 202H56V204H57ZM123 202V201H122ZM126 202H128V199L124 202V203H126ZM152 202V201H151ZM158 202V201H157ZM18 203H20V202H18ZM31 203H32V201H31ZM41 203V202H40ZM42 203H44V202H42ZM61 203V202H60ZM77 203H78V201H77ZM123 203V204H124ZM129 203V202H128ZM221 203V202H220ZM223 203V202H222ZM0 204H1V202H0ZM34 204V203H33ZM36 204V203H35ZM34 204V205H35ZM37 204H38V201H37ZM52 204H55V202L53 201V203ZM51 204V205H52ZM55 204V205H56ZM83 204V203H82ZM87 204V203H86ZM85 204V205H86ZM104 204V207H105V203H103ZM114 204V203H113ZM119 204H121V203H119ZM145 204H146V202H145ZM149 204V203H148ZM156 204V203H155ZM162 203H160V205H161ZM244 203H242V205H243ZM9 205V204H8ZM11 205V204H10ZM30 205H32V204H30ZM44 205V204H43ZM47 204H45V206H46ZM49 205V204H48ZM58 205H60V204H57L56 206L57 207H60V206H58ZM106 205H108V204H106ZM115 205V204H114ZM134 205V204H133ZM132 205V206H133ZM142 205H144V204H142ZM141 204L139 205L140 207H142L143 208V206H142ZM159 205V206H160ZM164 205V204H163ZM227 205V204H226ZM3 206V205H2ZM5 206V205H4ZM13 206V205H12ZM16 206V205H15ZM39 206V205H38ZM37 205H36V207H38ZM228 206V205H227ZM7 207V206H6ZM6 207H4L5 209H6ZM43 207V206H42ZM47 207V206H46ZM53 207H55V206H53ZM63 207V206H62ZM72 207V206H71ZM104 207L102 206V208H103V210H105L104 209ZM144 207H145V205H144ZM147 207V206H146ZM151 207V206H150ZM157 207V206H156ZM169 207V206H168ZM232 207V206H231ZM48 208V210H49V207H47ZM46 208V209H47ZM84 208H85V210L87 209V207H85L84 206ZM112 208H114V207H112ZM136 208V207H135ZM137 208H138V205H137ZM142 208H141V210H142ZM159 208V207H158ZM230 208V207H229ZM228 208V209H229ZM4 209V210H5ZM10 209V208H9ZM15 209H17V208H15ZM26 209V208H25ZM39 209H40V207H39ZM58 209V208H57ZM89 209V208H88ZM140 209V208H139ZM147 210H148V208H146ZM155 209V208H154ZM163 209V208H162ZM6 210H8V209H6ZM10 210H12V209H10ZM29 210V209H28ZM54 210H56V207L54 208ZM59 210V209H58ZM57 210V211H58ZM62 210V209H61ZM60 210V211H61ZM138 210V209H137ZM153 210V209H152ZM232 210V209H231ZM246 210V209H245ZM13 211H14V209H13ZM17 211V210H16ZM20 211V210H19ZM18 211V212H19ZM27 211V210H26ZM37 211H38V209H37ZM50 211V210H49ZM72 211V210H71ZM149 211V210H148ZM230 211V210H229ZM8 212V211H7ZM11 212V211H10ZM23 212V211H22ZM29 212V211H28ZM73 212V211H72ZM109 212V211H108ZM112 212V211H111ZM116 212V211H115ZM119 212V211H118ZM121 212H122V210H121ZM125 212L126 211H124V214H125ZM135 212V211H134ZM139 212H140V210H139ZM163 212V211H162ZM222 212H223V210H222ZM231 212V211H230ZM2 213V212H1ZM5 213V212H4ZM12 213V212H11ZM16 213V212H15ZM50 213V212H49ZM57 213V212H56ZM55 213V214H56ZM59 213V212H58ZM104 213H106L105 211H104ZM103 213V214H104ZM130 213V212H129ZM133 213V212H132ZM141 213H142V215H143V210L141 211ZM140 213V214H141ZM145 213V212H144ZM225 213V212H224ZM234 213V212H233ZM13 214H14V212H13ZM18 214V213H17ZM21 214V213H20ZM42 214V213H41ZM46 214H47V211H46ZM51 214V213H50ZM69 214V213H68ZM67 214V215H68ZM75 215H76V213H74ZM108 214V213H107ZM118 214L119 213H116V217L118 218H114V219H117V220H114V221H119V219H120V217H118ZM136 214H138V213H136ZM140 214H138V215H140ZM152 214H154V213H151V215ZM156 214V213H155ZM154 214V215H155ZM162 214V213H161ZM5 215V214H4ZM7 215V214H6ZM53 215V214H52ZM59 215H60V213H59ZM114 215V214H113ZM121 214H119V216H120ZM122 215H123V213H122ZM121 215V219L122 220H125V219H123L124 217ZM134 215V214H133ZM163 215V214H162ZM10 216V215H9ZM8 216V217H9ZM48 216H49V214H48ZM57 216V215H56ZM107 216V215H106ZM114 216V217H115ZM125 216H127V215H125ZM137 216V215H136ZM144 216V215H143ZM148 216V215H147ZM225 216V215H224ZM241 216V215H240ZM11 217H12V215H11ZM15 217V220H16V218L18 217H20V215L18 216L17 215V217L16 216H14ZM67 217V216H66ZM68 217H70V216H68ZM111 217V216H110ZM130 217V216H129ZM142 217V216H141ZM151 219H150V221L149 222H151V223H154L155 222V217L154 216H149ZM161 217V216H160ZM13 218V217H12ZM25 218H26V215H25ZM73 218V217H72ZM112 218V217H111ZM138 218V217H137ZM147 218V217H146ZM227 218V217H226ZM229 218H231V217H229ZM14 219V218H13ZM21 220H22V217L20 218ZM57 219V218H56ZM68 219V218H67ZM74 219V218H73ZM120 219V220H121ZM128 219V218H127ZM136 219V218H135ZM242 219V218H241ZM244 219H246V217L244 218ZM2 220V219H1ZM69 220H70V218H69ZM68 220V221H69ZM97 220V219H96ZM148 220V219H147ZM237 220V219H236ZM17 221H18V219H17ZM30 221V220H29ZM65 221H66V219H65ZM71 221V220H70ZM73 221H75V220H73ZM73 221H72V223H73ZM113 221V220H112ZM129 221H133L132 219L131 220H129ZM140 221V220H139ZM139 221H134L133 223H132V225H136V223L137 222H139ZM231 220L229 219V222H230ZM250 221V220H249ZM18 222H20V221H18ZM23 222V221H22ZM27 223H28V220L26 221ZM61 222V221H60ZM63 222V221H62ZM77 222H79L78 220H77ZM157 222V221H156ZM9 223V226L11 225L10 224V222H8ZM14 223H16V222H14ZM13 223V224H14ZM21 223V222H20ZM51 223V222H50ZM64 224H66L65 222H63ZM68 223V222H67ZM75 223H76V221H75ZM119 223H121V221H119ZM142 223V222H141ZM48 224V223H47ZM53 224V223H52ZM51 224V225H52ZM115 224V223H114ZM143 224V223H142ZM148 224V223H147ZM8 225V224H7ZM74 225V224H73ZM80 225V224H79ZM151 225V224H150ZM152 225H154V224H152ZM258 225V224H257ZM54 226V225H53ZM147 226H149V225H147ZM146 226V227H147ZM158 226H160V224L158 225ZM249 226V225H248ZM8 227V226H7ZM6 227V228H7ZM22 227V226H21ZM63 227V226H62ZM71 227V226H70ZM151 227V226H150ZM157 227V226H156ZM251 227V226H250ZM253 227V226H252ZM257 227V226H256ZM4 228V227H3ZM3 228H2V231H3ZM17 228H19V227H17ZM24 228V227H23ZM22 228V229H23ZM52 228H54V227H52ZM56 228V227H55ZM79 228V227H78ZM143 228V227H142ZM152 228V227H151ZM151 228H150V230H151ZM254 228H255V226H254ZM253 228V229H254ZM8 229V228H7ZM12 229V228H11ZM62 229V228H61ZM77 229V228H76ZM159 229V228H158ZM25 230L27 231V229L25 228ZM48 230V229H47ZM88 230H90L89 228H88ZM87 230V231H88ZM135 230H137V229H135ZM141 230H147V228L145 229V227H144V229H141ZM150 230H147V231H150ZM10 231V230H9ZM18 231V230H17ZM71 231V230H70ZM79 231V230H78ZM112 231V230H111ZM132 231H133V229H132ZM23 232V231H22ZM30 232V231H29ZM48 232H49V230H48ZM52 232V231H51ZM61 232V231H60ZM63 232H64V230H63ZM76 232V231H75ZM82 232V231H81ZM93 232V231H92ZM113 232H114V230H113ZM153 232V231H152ZM232 232V231H231ZM4 233V232H3ZM129 233H131L130 231H129ZM134 233V232H133ZM12 234V233H11ZM15 234V233H14ZM62 234V233H61ZM70 234V233H69ZM76 234H77V232H76ZM95 234V233H94ZM115 234H116V232H115ZM118 234V233H117ZM137 234V233H136ZM139 234V233H138ZM137 234V235H138ZM144 234H145V232H144ZM147 234H149V233H147ZM146 234V235H147ZM254 234V233H253ZM4 235H6V233L4 234ZM3 235V236H4ZM8 235H10V234H8ZM46 235H47V233H46ZM50 235H51V233H50ZM49 235V236H50ZM53 235V234H52ZM51 235V236H52ZM63 236H64V234H62ZM75 235V234H74ZM85 235H87L88 236V234H85ZM244 235V234H243ZM247 235V234H246ZM16 236V235H15ZM19 236H21V235H19ZM49 236H46V237H48L49 238ZM61 236V235H60ZM79 236H81V234L79 233V235H78V237ZM84 236V235H83ZM117 236V235H116ZM133 236V235H132ZM132 236H131V238H132ZM18 237V236H17ZM66 237V236H65ZM64 237V238H65ZM74 237V236H73ZM146 237V236H145ZM3 238V237H2ZM4 238H5V240H6V236H4ZM12 238H13V236H12ZM80 239H81V237H79ZM78 238V239H79ZM89 238V237H88ZM130 237H128V239H129ZM130 238V239H131ZM260 238V237H259ZM8 239V238H7ZM13 239H15V238H13ZM19 239V238H18ZM22 238L20 237V240H21ZM24 239V238H23ZM22 239V240H23ZM32 239V238H31ZM36 239V238H35ZM51 239H53V238H51ZM60 239V238H59ZM79 239V241H81ZM83 239H84V237H83ZM82 239V240H83ZM93 239V238H92ZM127 239V238H126ZM144 239V238H143ZM5 240H3V241H5ZM9 240V239H8ZM21 240V241H22ZM29 240V239H28ZM68 239H66V240H64L65 242L67 241ZM94 240V239H93ZM93 240H92V243H93ZM133 240V239H132ZM150 240V239H149ZM1 241V240H0ZM15 241V240H14ZM56 241V240H55ZM61 241V240H60ZM72 241V240H71ZM78 241V242H79ZM96 241V240H95ZM125 241V240H124ZM226 241V242H225ZM8 242V241H7ZM23 242H24V240H23ZM22 242V243H23ZM35 242V241H34ZM37 242H38V240H37ZM43 242V241H42ZM51 242V241H50ZM54 242V241H53ZM87 242V241H86ZM98 242V241H97ZM131 242V241H130ZM134 242V241H133ZM136 242V241H135ZM150 242V241H149ZM225 242V245H224V248H225V251L223 250V248H221V246H220V248L222 249V252L224 251L225 253L227 252L228 254V257H226L225 258V255L223 256V258H224V263L222 262V256H221V254L219 253V251L218 250H220V249H218L219 248V245H220V243H224ZM25 243H26V241H25ZM47 243V242H46ZM68 243V242H67ZM74 243V242H73ZM81 243H82V241H81ZM83 243H84V241H83ZM123 243H125V242H123ZM126 243H127V241H126ZM132 243V242H131ZM12 244V243H11ZM20 244V243H19ZM27 244V243H26ZM45 244V243H44ZM52 244V243H51ZM56 244V243H55ZM58 244V243H57ZM149 244V243H148ZM1 245V244H0ZM6 245V244H5ZM7 245H9V244H7ZM25 245V244H24ZM64 245H66V244H64ZM75 245H76V243H75ZM133 245V244H132ZM246 245V244H245ZM249 245V244H248ZM52 245H50V247H51ZM59 246V245H58ZM68 246H69V244H68ZM129 246V245H128ZM237 246V245H236ZM240 246V245H239ZM2 246H0V248H1ZM30 247V246H29ZM49 247V246H48ZM65 247H67V246H65ZM74 247V246H73ZM89 247V246H88ZM90 247H91V244H90ZM93 247V246H92ZM91 247V248H92ZM95 247V246H94ZM93 247V248H94ZM134 247V246H133ZM139 247V246H138ZM241 247V246H240ZM256 247H257V244H256ZM256 247H255V249H256ZM28 248V247H27ZM34 248V247H33ZM32 248V249H33ZM47 248V247H46ZM61 248V247H60ZM128 248V247H127ZM233 248V247H232ZM236 248V247H235ZM238 248V247H237ZM249 248V247H248ZM251 248V247H250ZM31 249V248H30ZM38 249V248H37ZM41 249V248H40ZM48 249V248H47ZM50 249H52V248H50ZM84 249H86L85 247H84ZM101 249V248H100ZM130 249H132V247L130 248ZM245 249V248H244ZM247 249V248H246ZM245 249V250H246ZM252 249V248H251ZM258 249V248H257ZM55 250V249H54ZM69 250L71 251V249L69 248ZM77 250V249H76ZM90 250V249H89ZM93 250V249H92ZM101 250H103V249H101ZM137 250V249H136ZM236 250V249H235ZM248 250V249H247ZM250 250V249H249ZM24 251V250H23ZM63 251V250H62ZM79 251V250H78ZM221 251V250H220ZM241 251V250H240ZM242 251H243V249H242ZM241 251V252H242ZM253 251H254V249H253ZM257 251V250H256ZM32 252V251H31ZM35 252H37V251H35ZM39 252V251H38ZM48 252H49V250H48ZM54 252V251H53ZM56 252V251H55ZM72 252V251H71ZM94 252H96V251H94ZM129 252V251H128ZM142 252V251H141ZM247 252H251V251H247ZM246 252V253H247ZM3 253H4V251H3ZM42 253V252H41ZM79 253V252H78ZM77 253V254H78ZM105 253V252H104ZM136 253H137V251H136ZM142 253H144V252H142ZM145 253V254H146ZM244 253H245V251H244ZM35 254V253H34ZM37 254V253H36ZM44 254V253H43ZM51 254V253H50ZM50 254L48 253V255H49V257H50ZM80 254V253H79ZM107 254V253H106ZM135 254V253H134ZM240 254V253H239ZM248 254V253H247ZM258 254V253H257ZM256 254V255H257ZM1 255V254H0ZM6 255V254H5ZM52 255V254H51ZM93 255V254H92ZM133 255V254H132ZM136 255V254H135ZM242 255V254H241ZM34 256H36V255H34ZM55 256V255H54ZM66 256V255H65ZM69 256V255H68ZM80 256H81V254H80ZM88 256V255H87ZM128 256V255H127ZM137 256V255H136ZM136 256H135V258H136ZM239 256V255H238ZM243 256V255H242ZM245 256H247L246 254H245ZM260 256V255H259ZM1 258L0 259H2V255L0 256ZM6 257V256H5ZM70 257V256H69ZM94 257V259L96 258L95 257V255L93 256ZM107 257H108V255H107ZM143 257V256H142ZM145 257V256H144ZM143 257V258H144ZM236 257L238 258L237 260H235L236 259ZM250 257V256H249ZM253 257H254V255H253ZM256 257V256H255ZM36 258V257H35ZM34 258V260H36ZM66 258H68V257H66ZM74 258V257H73ZM72 258V259H73ZM79 258V257H78ZM80 258H82V256L80 257ZM79 258V259H80ZM88 258V257H87ZM125 258H126V256H125ZM142 258V259H143ZM146 258V257H145ZM144 258V259H145ZM242 258V257H241ZM241 258H240V260H241ZM244 258L245 257H243V259L242 260H244ZM4 259V258H3ZM44 259H45V257H44ZM52 259H53V261L55 260V258H53L52 257ZM98 259V258H97ZM108 259H109V257H108ZM107 259V260H108ZM138 258H136L135 260L136 261H139V259L137 260ZM256 259V262H257V258H255ZM261 259V258H260ZM33 262H34V260H33V257H32V259H31ZM38 260V259H37ZM40 260V259H39ZM42 260V259H41ZM40 260V261H41ZM67 260V259H66ZM102 260V259H101ZM242 260H241V263L243 264V262H242ZM248 260V259H247ZM246 260V261H247ZM259 260V259H258ZM30 261V260H29ZM50 261V260H49ZM52 261V260H51ZM52 261V262H53ZM63 260H61L60 259V262H62ZM73 261H75L74 259H73ZM97 261V260H96ZM98 261H99V259H98ZM110 261V260H109ZM136 261H135V263H136ZM145 261V260H144ZM171 261V263H169ZM250 261V260H249ZM253 261V260H252ZM259 261H262V260H259ZM6 262V261H5ZM4 262V263H5ZM56 262V261H55ZM54 262V263H55ZM90 262H91V260H90ZM239 262V261H238ZM27 263H28V261H27ZM26 263V264H27ZM35 263H37V262H35ZM44 263V262H43ZM57 263V262H56ZM59 263V262H58ZM64 263V262H63ZM69 263V262H68ZM74 262H72V263H70V264H73ZM139 263V262H138ZM137 263V264H138ZM140 263H144V262H140ZM6 264H8V263H6ZM42 264V263H41ZM45 264V263H44ZM75 264H77V263H75ZM83 264V263H82ZM93 264V263H92ZM102 264V263H101ZM107 264H108V262H107ZM236 264H238V263H236ZM247 264V263H246ZM252 264H254V263H252ZM258 264H260V263H258Z\"/></svg>","mask_w":264,"mask_h":264},{"label":"crops","instance_id":"obj_3","mask_svg":"<svg viewBox=\"0 0 264 264\" xmlns=\"http://www.w3.org/2000/svg\"><path fill=\"white\" fill-rule=\"evenodd\" d=\"M33 189V188H32ZM31 188H26L23 189V193L20 191V193H17L14 189H9L7 191V193H5V196L7 195V197L4 199V202L0 204V244H11V250H10V257L11 259H19L21 264H70L72 262H74L73 264L77 263V264H101L102 260L106 261L107 260V223L105 221H103L102 219H94V220H90V219H82L83 218V212H85V208L80 206V205H67V206H60L57 207L56 202L58 200L57 196L52 192L48 193H39L38 190ZM27 191V192H26ZM29 191V192H28ZM35 193V195L33 194V196L31 194ZM41 197V199L43 197H47L43 198V200L41 199H37ZM53 193V195H52ZM11 194V195H10ZM24 194V195H23ZM28 194V195H27ZM43 196H41V195ZM13 195V196H12ZM23 195V199L22 196ZM30 196V200L29 201V197ZM12 197V198H11ZM21 197V198H20ZM36 197V198H35ZM27 199V201L25 199ZM17 199V201H16ZM20 199V200H19ZM22 199V200H21ZM51 199V203L50 200ZM54 199V200H53ZM11 200V201H10ZM23 200H25L23 202ZM36 200V201H35ZM41 200V201H40ZM38 201V204H37ZM47 201V202H46ZM49 201V202H48ZM53 201L55 202V204H52ZM20 202V203H18ZM41 202V203H40ZM44 202V203H42ZM46 202V203H45ZM35 205H34V204ZM9 204V205H8ZM11 204V205H10ZM32 204V205H30ZM44 204V205H43ZM45 204H47L46 206L49 207L48 208L45 206ZM49 204V205H48ZM52 204V205H51ZM3 205V206H2ZM5 205V206H4ZM13 205V206H12ZM16 205V206H15ZM36 205L38 207H36ZM7 206V207H6ZM43 206V207H42ZM56 210H54L55 207ZM72 206V207H71ZM4 207H6V210ZM40 207V209H39ZM12 210H10V209ZM17 208V209H15ZM26 208V209H25ZM47 208V209H46ZM59 210H58V209ZM5 209V210H4ZM14 209V211H13ZM29 209V210H28ZM38 209V211H37ZM62 209V210H61ZM17 210V211H16ZM20 210V211H19ZM27 210V211H26ZM58 210V211H57ZM61 210V211H60ZM73 212H72V211ZM8 211V212H7ZM12 213H11V212ZM19 211V212H18ZM23 211V212H22ZM29 211V212H28ZM47 211V214H46ZM2 212V213H1ZM5 212V213H4ZM14 212V214H13ZM16 212V213H15ZM51 214H50V213ZM57 212V213H56ZM60 215H59V213ZM18 213V214H17ZM21 213V214H20ZM42 213V214H41ZM56 213V214H55ZM69 213V214H68ZM76 213V215L74 214ZM5 214V215H4ZM7 214V215H6ZM49 214V216H48ZM53 214V215H52ZM68 214V215H67ZM10 215V216H9ZM14 218H12L11 217ZM17 215L20 217L18 218ZM26 215V218H25ZM57 215V216H56ZM9 216V217H8ZM16 216V220L15 217ZM67 216V217H66ZM70 216V217H68ZM22 217V220L20 219ZM74 219H73V218ZM57 218V219H56ZM68 218V219H67ZM70 218V220H69ZM2 219V220H1ZM20 221L18 222L17 221ZM66 219V221H65ZM28 220V223L26 222ZM30 220V221H29ZM69 220V221H68ZM75 220V221H73ZM77 220L79 222H77ZM23 221V222H22ZM61 221V222H60ZM65 222L66 224H64L63 222ZM73 221V223H72ZM10 222V226L9 223ZM16 222V223H14ZM51 222V223H50ZM68 222V223H67ZM14 223V224H13ZM48 223V224H47ZM53 223V224H52ZM8 224V225H7ZM52 224V225H51ZM74 224V225H73ZM80 224V225H79ZM54 225V226H53ZM8 226V227H7ZM22 226V227H21ZM63 226V227H62ZM71 226V227H70ZM4 227V228H3ZM8 229H7V228ZM19 227V228H17ZM24 227V228H23ZM54 227V228H52ZM56 227V228H55ZM79 227V228H78ZM3 228V231H2ZM12 228V229H11ZM23 228V229H22ZM25 228L27 229V231L25 230ZM62 228V229H61ZM77 228V229H76ZM88 228L90 230H88ZM49 232H48V230ZM10 230V231H9ZM18 230V231H17ZM64 230V232H63ZM71 230V231H70ZM79 230V231H78ZM88 230V231H87ZM23 231V232H22ZM30 231V232H29ZM52 231V232H51ZM61 231V232H60ZM77 234H76V232ZM82 231V232H81ZM93 231V232H92ZM4 232V233H3ZM6 233V235H4ZM12 233V234H11ZM15 233V234H14ZM47 233V235H46ZM51 233V235H50ZM64 234V236L62 234ZM70 233V234H69ZM79 233L81 234V239L78 237ZM95 233V234H94ZM10 234V235H8ZM75 234V235H74ZM85 234H88L85 235ZM6 236V240L4 238V236ZM16 235V236H15ZM21 235V236H19ZM50 235V236H49ZM61 235V236H60ZM84 235V236H83ZM15 238L13 239L12 238ZM18 236V237H17ZM46 236H49L46 237ZM66 236V237H65ZM74 236V237H73ZM3 237V238H2ZM20 237L24 240L21 241ZM65 237V238H64ZM84 237V239H83ZM89 237V238H88ZM19 238V239H18ZM32 238V239H31ZM36 238V239H35ZM53 238V239H51ZM60 238V239H59ZM82 241H79V239ZM94 240H93V239ZM29 239V240H28ZM68 239L66 242L64 240ZM83 239V240H82ZM5 240V241H3ZM15 240V241H14ZM38 240V242H37ZM56 240V241H55ZM61 240V241H60ZM72 240V241H71ZM93 240V243H92ZM96 240V241H95ZM8 241V242H7ZM26 241V243H25ZM35 241V242H34ZM43 241V242H42ZM51 241V242H50ZM54 241V242H53ZM79 241V242H78ZM84 241V243H83ZM87 241V242H86ZM98 241V242H97ZM23 242V243H22ZM47 242V243H46ZM68 242V243H67ZM74 242V243H73ZM20 243V244H19ZM45 243V244H44ZM52 243V244H51ZM56 243V244H55ZM58 243V244H57ZM76 243V245H75ZM25 244V245H24ZM66 244V245H64ZM69 244V246H68ZM95 246L94 248L90 247ZM50 245H52L50 247ZM59 245V246H58ZM30 246V247H29ZM49 246V247H48ZM67 246V247H65ZM74 246V247H73ZM89 246V247H88ZM28 247V248H27ZM34 247V248H33ZM48 249H47V248ZM61 247V248H60ZM84 247L86 249H84ZM31 248V249H30ZM33 248V249H32ZM38 248V249H37ZM41 248V249H40ZM52 248V249H50ZM69 248L71 249V251L69 250ZM103 250H101V249ZM55 249V250H54ZM77 249V250H76ZM90 249V250H89ZM93 249V250H92ZM24 250V251H23ZM49 250V252H48ZM63 250V251H62ZM79 250V251H78ZM32 251V252H31ZM37 251V252H35ZM39 251V252H38ZM54 251V252H53ZM56 251V252H55ZM96 251V252H94ZM42 252V253H41ZM82 256V258H80V254ZM105 252V253H104ZM35 253V254H34ZM37 253V254H36ZM44 253V254H43ZM48 253L50 254V257L48 255ZM78 253V254H77ZM93 254V255H92ZM36 255V256H34ZM55 255V256H54ZM66 255V256H65ZM70 257H69V256ZM88 255V256H87ZM95 255V259L94 256ZM33 257L36 260H34V262L31 260ZM45 257V259H44ZM53 258H55V260L53 261ZM68 257V258H66ZM74 257V258H73ZM80 259H79V258ZM88 257V258H87ZM75 261H73V259ZM99 261H98V259ZM38 259V260H37ZM41 261H40V260ZM60 259L63 260L62 262H60ZM67 259V260H66ZM102 259V260H101ZM30 260V261H29ZM50 260V261H49ZM53 262H52V261ZM91 260V262H90ZM97 260V261H96ZM57 263H56V262ZM37 262V263H35ZM44 262V263H43ZM55 262V263H54ZM59 262V263H58ZM64 262V263H63ZM69 262V263H68ZM104 264H106L104 262Z\"/></svg>","mask_w":264,"mask_h":264},{"label":"built area","instance_id":"obj_4","mask_svg":"<svg viewBox=\"0 0 264 264\" xmlns=\"http://www.w3.org/2000/svg\"><path fill=\"white\" fill-rule=\"evenodd\" d=\"M110 180H112V179H110Z\"/></svg>","mask_w":264,"mask_h":264}]
</instances>
